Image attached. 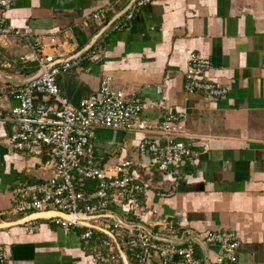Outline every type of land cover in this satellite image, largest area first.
Returning a JSON list of instances; mask_svg holds the SVG:
<instances>
[{
  "label": "crops",
  "instance_id": "1",
  "mask_svg": "<svg viewBox=\"0 0 264 264\" xmlns=\"http://www.w3.org/2000/svg\"><path fill=\"white\" fill-rule=\"evenodd\" d=\"M129 1L15 0L5 25L34 36H54L65 43L69 58L98 32L93 13H117ZM133 15L58 76L61 94L78 107L96 96L101 81L109 77L113 89L139 95L141 120L156 124L170 114L181 115L179 139L196 156L173 177L152 168L138 172L146 184L142 201L147 222L152 216L173 219L178 229L200 240L208 232H230L239 242L235 264H264V0H152ZM28 47L22 39L0 36V71L21 76L33 67L20 62ZM192 54L209 59L211 68L204 77L226 89L223 98L185 91ZM158 85L164 86L162 94L156 92ZM4 87L0 83V111L6 114L17 102L2 95ZM10 134L11 123L0 118V224L10 225L0 229L6 264H94L98 250L82 249L80 231L64 232L39 219L28 234L18 223L22 218L10 214L15 187L52 176L43 167L45 154L37 158L10 150ZM143 138L138 131L96 129L91 141L95 160L103 165L137 161ZM173 186V195L159 196ZM151 224L158 232L159 226ZM204 245L208 264H231L221 258L218 246ZM194 256L204 264L197 244Z\"/></svg>",
  "mask_w": 264,
  "mask_h": 264
},
{
  "label": "built area",
  "instance_id": "2",
  "mask_svg": "<svg viewBox=\"0 0 264 264\" xmlns=\"http://www.w3.org/2000/svg\"><path fill=\"white\" fill-rule=\"evenodd\" d=\"M14 1L0 0V36L26 41L29 51L21 56L20 61L36 66L42 74L24 86L6 85L3 88L2 95L15 100L18 106L6 114L0 111V118L11 123L7 147L37 158L45 154L43 167L51 170L52 176L43 183L15 187L10 214L20 218L43 212L67 215L68 219L55 216L46 221L64 232L80 231L82 249L98 250L92 257L94 264L122 261L117 246L127 264H201L194 256L195 243H173L195 237L190 231L178 229L173 219L156 223L162 228L161 232H155L154 224L147 222L148 212L142 201L146 184L138 177V172L146 168L173 177L183 163H193L195 152L179 139L182 116L170 114L156 124L141 120L142 100L139 95L113 89L109 77L101 81L96 96L82 100L78 107L73 106L61 94L57 78L77 66L78 59L48 69L47 66L56 60L66 58L65 43L54 36H34L5 25L6 12ZM151 1L136 0L106 33L122 29L133 18V10ZM105 12L93 13L92 20L105 23ZM210 68L208 58L192 54L185 74V91L223 98L226 89L204 77ZM155 89L157 94H162L164 86L158 85ZM96 129L143 133L144 138L138 146L139 160H123L114 165L95 164L91 141ZM146 156L149 157V165L143 163ZM85 183L94 184V189L90 192L78 189ZM174 189L173 186L160 192L159 196H171ZM112 215L126 226L113 219ZM131 217L139 222L132 221ZM23 227L32 234L37 225L35 221H29ZM103 231L112 234L115 241ZM96 233L102 235L99 242ZM158 237L173 242L159 241ZM201 241L218 246L222 259L236 263L239 242L232 233L208 232ZM7 259L8 252L0 244V264H6Z\"/></svg>",
  "mask_w": 264,
  "mask_h": 264
},
{
  "label": "water",
  "instance_id": "3",
  "mask_svg": "<svg viewBox=\"0 0 264 264\" xmlns=\"http://www.w3.org/2000/svg\"><path fill=\"white\" fill-rule=\"evenodd\" d=\"M135 2H136V0H130L128 2V4L121 11L117 12L107 22V24H105L95 35H93L90 38V40L85 44V46H83V48L79 52H77L76 54L70 56L69 58H65L63 60H58L55 63H53L51 65H48L47 68L49 69V68H52L53 66H55L57 64H62V63L70 62V61H73V60H77L81 56H83L84 54L88 53L89 50L91 48H93L98 43V41L105 35V33L109 30V28L117 20H119L124 14L127 13V11L133 6V4ZM41 74H42V70L41 69H38L36 72H34L33 74L28 75V76H9V75H6V74H4L3 72L0 71V81L3 82V83H6L7 85L24 86V85L29 84V83L35 81L36 79H38L41 76ZM143 163L146 164V165H149V157L148 156H146L143 159ZM55 216L61 217L63 219H68V216L65 215V214L55 213V212H43V213H36V214L29 215L27 217H24L18 223L23 225L24 223L29 222V221H35V220H39V219L46 220V219H48L50 217H55ZM111 217L113 219H115L116 221H118L119 223H121L122 225L126 226V224L124 222H122L116 215H112ZM164 221L165 220H163V222ZM150 222L151 223H157V222H159V220L156 219L154 216H152ZM3 225H6V226H3ZM7 226H10V225L8 223H5V224L1 223L0 224V229L1 228H5ZM161 231H162V228L159 227L158 232H161ZM103 233L106 236H108L112 241H115V238H114V236L112 234H110L107 231H103ZM156 239L159 240V241L173 242L171 240H168V239H165V238H161V237H158ZM189 241H191V242H193V243H195V244H197L198 246L201 247V249L203 250V253H204V264H208V262L206 260V247H205L204 243L198 237H191V238L184 239V240L178 241V242L174 241L173 243L185 244V243H187ZM117 248H118L119 254H120L121 258H122L123 264H127L126 259L124 258L123 252L120 250V248L118 246H117Z\"/></svg>",
  "mask_w": 264,
  "mask_h": 264
},
{
  "label": "trees",
  "instance_id": "4",
  "mask_svg": "<svg viewBox=\"0 0 264 264\" xmlns=\"http://www.w3.org/2000/svg\"><path fill=\"white\" fill-rule=\"evenodd\" d=\"M115 13H116L115 10H111V11H107V10H106V12H105L106 17L104 18L105 23H100V22L97 23V22H95V23L97 24V26L100 27V28L98 29V31H99V30H100L105 24H107V22L113 17V15H114ZM106 34H108V33H106ZM106 34H105V35H106ZM83 43H84V41H83L82 43H80L79 48L82 47ZM92 49H93V48H92ZM92 49H91V50H92ZM91 50H90V51H91ZM20 62H21V61H20ZM23 65H25V64H23ZM37 70H38V68H37L36 66L33 65V67H31V68L21 71V72H20V75H21V76H28V75L33 74V73L36 72ZM6 71H7V70H2V69H1V72L7 73ZM8 72L12 73V71H8ZM0 83H3V82L0 81ZM3 84H4V86H6V83H3ZM93 158H94V163H95V164L103 166V164H101L100 162H97V161L95 160V152H94V157H93ZM78 189H81V190L86 191V192H90V191H92V190L94 189V184H91V183H85V186H84V187L80 186V187H78ZM128 219H129V218H128ZM132 220H133V219H132ZM100 236H102L100 233H96V240H97L98 242H99V240H101V237H100Z\"/></svg>",
  "mask_w": 264,
  "mask_h": 264
},
{
  "label": "rangeland",
  "instance_id": "5",
  "mask_svg": "<svg viewBox=\"0 0 264 264\" xmlns=\"http://www.w3.org/2000/svg\"><path fill=\"white\" fill-rule=\"evenodd\" d=\"M134 93H135V92H134ZM17 106H18V104H17ZM116 213L122 215V214L119 213L118 211H117ZM122 216H123V215H122ZM131 220H132V219H131ZM132 221H135V220L133 219ZM159 222H163V221H160V220H159ZM159 222H157V223H159Z\"/></svg>",
  "mask_w": 264,
  "mask_h": 264
}]
</instances>
